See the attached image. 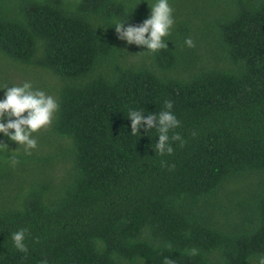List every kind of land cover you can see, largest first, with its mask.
I'll return each mask as SVG.
<instances>
[{"label": "trees", "instance_id": "obj_1", "mask_svg": "<svg viewBox=\"0 0 264 264\" xmlns=\"http://www.w3.org/2000/svg\"><path fill=\"white\" fill-rule=\"evenodd\" d=\"M152 2L0 0V85L30 81L59 104L29 152L0 134V264L264 253V0H170L174 25L155 52L113 25L140 24ZM166 100L181 139L161 154L157 130L130 133L127 114ZM20 228L27 252L11 239Z\"/></svg>", "mask_w": 264, "mask_h": 264}, {"label": "clouds", "instance_id": "obj_2", "mask_svg": "<svg viewBox=\"0 0 264 264\" xmlns=\"http://www.w3.org/2000/svg\"><path fill=\"white\" fill-rule=\"evenodd\" d=\"M149 8V15L138 25H126L128 20L114 21L113 25L119 39L128 44L135 43L144 46L146 50L155 52L167 47L165 37L170 36L174 25L173 8L170 0H153ZM184 43L188 47L194 46L190 37L185 38ZM0 91H3V98H0V134L15 142L18 147L23 146L25 152H29L37 146L33 133L51 124L59 104L52 95L41 89L33 88L30 81L10 87L0 85ZM164 105V110L159 113L151 112L145 115V112L130 109L127 114L130 120V133L142 134L141 129L145 132L150 129L157 130V139L153 149L161 154L173 151L169 143L170 139H181L179 134L169 136L170 130L179 126L180 121L171 111L172 102L166 100ZM5 148L9 150L8 144L0 141V151ZM8 159L13 165L17 163V156L11 152ZM26 232L27 229L20 228L11 233L14 247L22 252H27ZM196 254L195 248L189 250V255ZM41 264H47V262L42 261ZM163 264H173V261L165 257ZM253 264H264V253L257 254Z\"/></svg>", "mask_w": 264, "mask_h": 264}, {"label": "rangeland", "instance_id": "obj_3", "mask_svg": "<svg viewBox=\"0 0 264 264\" xmlns=\"http://www.w3.org/2000/svg\"><path fill=\"white\" fill-rule=\"evenodd\" d=\"M222 5L225 6L224 3H223ZM17 75H18V76H21V75H22V72H21V71H18V72H17ZM17 78L19 79V77H17ZM46 128H47V127H46ZM44 129H45V127H44ZM44 129H40L39 131H37V133H38V134L42 133Z\"/></svg>", "mask_w": 264, "mask_h": 264}]
</instances>
